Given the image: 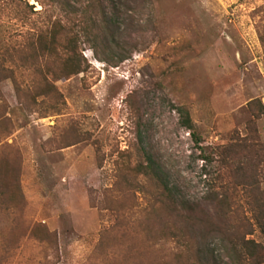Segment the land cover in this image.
<instances>
[{
  "label": "rangeland",
  "instance_id": "1",
  "mask_svg": "<svg viewBox=\"0 0 264 264\" xmlns=\"http://www.w3.org/2000/svg\"><path fill=\"white\" fill-rule=\"evenodd\" d=\"M116 3V40L131 56L107 64L83 45L90 68L57 82L63 95L59 115L44 117L40 106L27 115L17 104L12 82L1 83L15 130L0 139V158L18 155L25 204L22 211L0 209V247L16 227L24 231L29 226L26 234L14 232L8 253L0 250V264L119 262L116 252L109 253L106 263L99 257L100 231L113 225L115 217L93 206L90 198L91 189L113 181V151L140 141L176 197L207 204L218 163L203 155L237 131L246 134L253 118L249 101L264 104V42L259 36H264V0ZM30 4L40 9L34 1ZM29 27L13 12H0L2 42L22 39ZM182 107L189 110L200 142L181 123ZM256 125L264 143V114ZM75 132L86 139L66 146ZM36 225L45 227L48 240L36 238L47 235ZM207 243L217 264H233L222 241L212 237Z\"/></svg>",
  "mask_w": 264,
  "mask_h": 264
},
{
  "label": "trees",
  "instance_id": "2",
  "mask_svg": "<svg viewBox=\"0 0 264 264\" xmlns=\"http://www.w3.org/2000/svg\"><path fill=\"white\" fill-rule=\"evenodd\" d=\"M32 1L40 6L39 10L30 0H0V12L7 9L30 25L22 39L12 44L0 40L2 140L15 130L14 121L7 115L2 82H12L17 104L27 115L34 108L38 110L35 106H40L44 117L59 115L63 95L57 82L86 73L90 68L83 45L107 64L116 65L131 56V51L120 49L116 40L120 28L118 0H109L113 11H108L106 0ZM259 34L264 42L262 32ZM247 106L253 118L247 122L246 134L237 131L229 142L203 155L209 161L215 157L218 163L206 195L207 204L176 197L140 141L113 151L117 155L113 160L112 183L90 190L91 204L115 217L113 225L100 231L97 246L104 262L109 253L116 252L121 258L110 264H217L207 247L209 238L217 237L225 244L233 264L264 263V143L256 125L264 114V104L261 99H253ZM179 111L181 123L200 142L189 110L182 107ZM73 136L66 146L86 139L78 132ZM20 163L17 154L0 158L2 210L15 212L24 207ZM101 164L102 161L100 167ZM28 226L24 231L16 227L9 241H2L3 254L13 248L15 241L10 238L14 232L26 234ZM36 226L47 234H35L36 238L48 240L51 235L45 227ZM30 233L34 234L33 229Z\"/></svg>",
  "mask_w": 264,
  "mask_h": 264
}]
</instances>
